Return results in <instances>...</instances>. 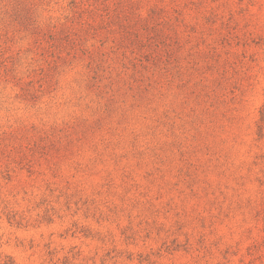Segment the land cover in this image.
<instances>
[{
	"label": "rangeland",
	"instance_id": "1",
	"mask_svg": "<svg viewBox=\"0 0 264 264\" xmlns=\"http://www.w3.org/2000/svg\"><path fill=\"white\" fill-rule=\"evenodd\" d=\"M0 264H264V0H0Z\"/></svg>",
	"mask_w": 264,
	"mask_h": 264
}]
</instances>
